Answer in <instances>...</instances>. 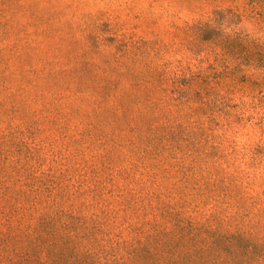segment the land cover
<instances>
[{
	"label": "trees",
	"instance_id": "obj_1",
	"mask_svg": "<svg viewBox=\"0 0 264 264\" xmlns=\"http://www.w3.org/2000/svg\"><path fill=\"white\" fill-rule=\"evenodd\" d=\"M194 1L209 16L179 23L173 13L172 35L236 54L243 60L237 71L183 68L166 56L165 36L152 26L156 18L144 17L142 0L127 3L139 31L124 29L118 12L92 13V24L80 27L87 44L68 50L69 65L56 59L39 68L30 45L25 54L13 46L17 76L0 50V104L25 125L0 115V264H264V162L253 158L252 172L231 171L224 140L214 145L216 134L205 127L231 107L216 89L239 80L264 89V0ZM39 72L75 84L53 91L46 110L59 133L74 126L68 145L77 153L88 140L74 117L90 119L88 148L104 150L94 156L112 173H82L88 160L77 156L43 169L31 136L37 127L27 118V102L43 98Z\"/></svg>",
	"mask_w": 264,
	"mask_h": 264
},
{
	"label": "rangeland",
	"instance_id": "obj_2",
	"mask_svg": "<svg viewBox=\"0 0 264 264\" xmlns=\"http://www.w3.org/2000/svg\"><path fill=\"white\" fill-rule=\"evenodd\" d=\"M129 1L131 0H11L10 2L0 0V21L4 17L8 18L12 15V20L7 26L0 23V50L9 61L8 73H14L17 76L20 74L19 69H17L20 60L10 48L13 46L16 47V53L25 54L27 52L26 47L30 45L31 52L35 54L32 62L39 68L43 67L46 60L58 59L63 65H69L68 50H79L84 46L85 36L81 28L90 26L92 13L99 10L118 12L120 19L124 22V29L129 32L139 31L137 28L140 23L139 19L132 11L131 5L127 6ZM196 6L199 4L194 0H142L139 9L145 12L146 20L149 21L151 17L156 18V22L152 26H155L154 29L165 36L164 41L168 46L161 43L162 49L167 51L165 55L178 61L183 68L206 69L207 71L219 68L225 71H233L232 69L237 64L243 63V60L240 61L236 54L222 53L220 55L219 47L214 43H205L207 46L203 47L202 43L194 40L191 35L183 33L172 35L171 27L168 24L170 20H177L171 16L173 13L179 12V23L190 19H205L209 16L210 10H206V12L196 11V8L193 9ZM134 7L136 8V6ZM2 9H5L7 15H4ZM54 9L61 12L52 17H47V14ZM68 23H72L74 27L70 29ZM143 28L145 27H142V30ZM144 30L146 31L147 28ZM145 35L152 37L149 34ZM152 35L154 34L152 33ZM85 44H87L86 41ZM215 51L219 54L217 57ZM257 64L260 65L261 62L257 60ZM47 69L53 71L58 67L51 65L47 66ZM234 71H237V68ZM43 74L42 72L36 74L38 93L43 98L35 99L34 102H27L29 105L27 118L34 122L31 124L32 127H37L31 136L41 146L39 153L44 159L43 169H47L51 159L66 161L65 157H67L68 162H66L72 164L77 156L85 157L88 160V164L83 168L82 173L86 172V174L92 175L93 171H96L104 176H107V173H112L111 170L105 171L104 164L94 156L95 151L103 154L104 150L102 148L97 149L96 144L88 148L89 143L92 142V135L85 131L89 128L87 124L90 119L82 115H75L74 117V123L76 126L82 127L80 130L83 129L84 137L88 140L80 144L84 149L80 153L74 152L71 150L72 147L68 145L72 141L70 135L74 133L72 132L74 126H71L70 133L65 135L57 131L56 126L52 123L51 115L46 110L50 102L49 99L52 100V92L59 89L61 85L69 83L75 86V84L67 75L45 76ZM19 84L11 85V89H14L13 92L16 93L14 98L17 100L20 98V90L16 91L15 89L19 88ZM217 90L221 94L218 98L223 97L224 101H227L231 107L228 109L227 115L220 113L218 117L217 113L216 120L209 119L205 124L206 131L208 134H216V138L212 141L214 145L219 143L220 139L224 140L225 152L228 154L226 159L231 166L229 167L231 171L245 169L252 172L253 164L252 166L249 164L253 158L256 162H264V89H257L255 85L250 86L248 83L239 80L233 83L229 89ZM2 94L5 93H0V97ZM91 106L90 103L85 104V107ZM9 109H11L10 104L1 103L0 115L10 119L11 124L14 123L13 125H18L20 122L22 128L25 127L18 113L11 112ZM89 110L91 108H88ZM1 125L6 126L7 124L4 122ZM65 145H67L68 150H64ZM254 148L256 152L253 153ZM128 158L126 157V159ZM128 168L129 165L126 164L125 169L128 170ZM131 176L138 179L137 174L132 173ZM117 182L123 184L124 180L121 176H117Z\"/></svg>",
	"mask_w": 264,
	"mask_h": 264
}]
</instances>
